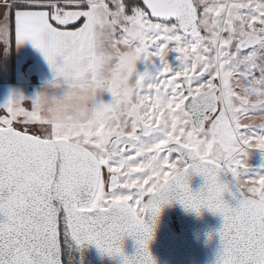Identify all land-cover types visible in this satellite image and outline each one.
I'll return each instance as SVG.
<instances>
[{
    "label": "snow or ice",
    "instance_id": "snow-or-ice-1",
    "mask_svg": "<svg viewBox=\"0 0 264 264\" xmlns=\"http://www.w3.org/2000/svg\"><path fill=\"white\" fill-rule=\"evenodd\" d=\"M97 2L144 70L74 133L46 127L23 97L0 110V264H61L66 235L156 264L153 226L171 202L223 218L217 264H264V176L246 178L243 159L264 153V0H0V45L14 33L59 75L87 57Z\"/></svg>",
    "mask_w": 264,
    "mask_h": 264
},
{
    "label": "clouds",
    "instance_id": "clouds-1",
    "mask_svg": "<svg viewBox=\"0 0 264 264\" xmlns=\"http://www.w3.org/2000/svg\"><path fill=\"white\" fill-rule=\"evenodd\" d=\"M87 57L65 67L47 82L32 103L48 127L60 132L95 127L106 118L104 105L112 100L109 89L123 93L133 86L140 64L131 47H113V30L105 9L97 2L93 13ZM127 56L121 59V54ZM123 107V104L120 105Z\"/></svg>",
    "mask_w": 264,
    "mask_h": 264
},
{
    "label": "water",
    "instance_id": "water-1",
    "mask_svg": "<svg viewBox=\"0 0 264 264\" xmlns=\"http://www.w3.org/2000/svg\"><path fill=\"white\" fill-rule=\"evenodd\" d=\"M189 184L199 193L205 181L193 175ZM225 199L234 206L230 196L226 195ZM2 221L3 217H0ZM223 224L222 217L208 210L202 209L198 215L171 202L162 207L156 219L149 251L156 264H217L222 248L219 232ZM137 249L134 239L124 240L123 250L129 258L137 256ZM60 259L61 264H122V258L102 254L94 245L78 246L70 235L61 238Z\"/></svg>",
    "mask_w": 264,
    "mask_h": 264
},
{
    "label": "crops",
    "instance_id": "crops-1",
    "mask_svg": "<svg viewBox=\"0 0 264 264\" xmlns=\"http://www.w3.org/2000/svg\"><path fill=\"white\" fill-rule=\"evenodd\" d=\"M92 38L93 34L90 30L89 40ZM14 45V71L11 63V43L6 49L0 45V69L2 68L3 73L8 76L3 84H0L1 90L4 87H27L28 90H32L33 85H43L53 79L52 68L43 54L31 42L26 41L17 45L14 40Z\"/></svg>",
    "mask_w": 264,
    "mask_h": 264
},
{
    "label": "rangeland",
    "instance_id": "rangeland-1",
    "mask_svg": "<svg viewBox=\"0 0 264 264\" xmlns=\"http://www.w3.org/2000/svg\"><path fill=\"white\" fill-rule=\"evenodd\" d=\"M93 22V20H92ZM93 34V33H92ZM94 37V34H93ZM113 47H117V50L119 51L120 47H124L123 45H118L114 41H112ZM127 56V53H122L121 54V59ZM138 69L140 71H143V65L139 64ZM7 74H4L2 71V68L0 69V84H3L4 80L7 79ZM43 85H33L32 90H28L27 87L25 88H19V87H12V88H7L4 87V89H0V110H3L8 102L13 99L14 97H23L25 98V102L28 103L29 105H32L34 112L36 113L37 117L44 122L45 126L48 127V121L42 120L38 112L34 108V104L32 103L33 99L37 95L39 91L43 89ZM110 101V98H109ZM49 128V127H48ZM84 127L82 126L79 130L83 129ZM35 131V129H32ZM51 130H54L58 133H74L76 131L68 130L64 132H60L57 130L56 126H52ZM261 135H264V133H261ZM244 163L249 166V170L245 171L244 175L246 178H257L258 176H264V153L256 152V151H249L248 154L243 158Z\"/></svg>",
    "mask_w": 264,
    "mask_h": 264
},
{
    "label": "trees",
    "instance_id": "trees-1",
    "mask_svg": "<svg viewBox=\"0 0 264 264\" xmlns=\"http://www.w3.org/2000/svg\"><path fill=\"white\" fill-rule=\"evenodd\" d=\"M11 63H12V70L14 71V63H15V45H14V33L11 37Z\"/></svg>",
    "mask_w": 264,
    "mask_h": 264
}]
</instances>
